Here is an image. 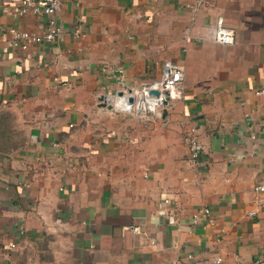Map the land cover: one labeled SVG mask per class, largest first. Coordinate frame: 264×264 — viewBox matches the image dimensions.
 <instances>
[{
    "label": "crops",
    "instance_id": "obj_1",
    "mask_svg": "<svg viewBox=\"0 0 264 264\" xmlns=\"http://www.w3.org/2000/svg\"><path fill=\"white\" fill-rule=\"evenodd\" d=\"M24 2L0 26L42 33ZM56 21L26 50L0 33V264H264V0H63ZM167 61L162 117L108 108Z\"/></svg>",
    "mask_w": 264,
    "mask_h": 264
},
{
    "label": "built area",
    "instance_id": "obj_2",
    "mask_svg": "<svg viewBox=\"0 0 264 264\" xmlns=\"http://www.w3.org/2000/svg\"><path fill=\"white\" fill-rule=\"evenodd\" d=\"M205 0H196V5ZM63 0H25L19 13L32 12L42 15L45 19V29L42 33L19 30L14 27H1L0 33L7 45L14 49L26 50L31 43L53 42L58 39L61 28L56 21V15L60 11ZM215 39L222 44H233L235 42V31L226 27L223 17L217 18ZM183 68L171 61H167L162 69L160 77L139 87H132L121 90V94H114L112 97V107L123 112L135 113L141 117H157L163 115L164 110L174 100L181 98L184 80ZM151 90H157L158 94H152ZM264 92V89L256 91L257 94ZM117 101L120 106L117 105ZM184 141L187 144L190 159L192 162L199 160L202 155L204 145L195 127H187L184 132ZM259 191H264V183L255 187ZM210 209L203 207L194 213L192 223H198L200 217H207ZM250 215L253 211H250ZM168 221L174 222L173 215H168ZM211 221V219H209ZM221 257L212 261L213 264L221 262Z\"/></svg>",
    "mask_w": 264,
    "mask_h": 264
},
{
    "label": "water",
    "instance_id": "obj_3",
    "mask_svg": "<svg viewBox=\"0 0 264 264\" xmlns=\"http://www.w3.org/2000/svg\"><path fill=\"white\" fill-rule=\"evenodd\" d=\"M150 92H151L152 94H155V95L158 94V91H157V90H151ZM118 94H121V92H118ZM101 98H102V100H103L102 102H104V99H105L104 96H102ZM103 104L105 105V103H103ZM107 106H108L109 109L112 108V104H111V103H109Z\"/></svg>",
    "mask_w": 264,
    "mask_h": 264
},
{
    "label": "bare ground",
    "instance_id": "obj_4",
    "mask_svg": "<svg viewBox=\"0 0 264 264\" xmlns=\"http://www.w3.org/2000/svg\"><path fill=\"white\" fill-rule=\"evenodd\" d=\"M117 105L120 106V104L118 103V101H117Z\"/></svg>",
    "mask_w": 264,
    "mask_h": 264
}]
</instances>
